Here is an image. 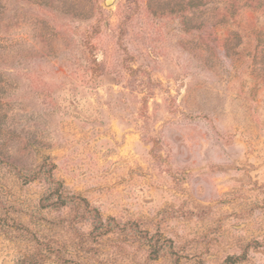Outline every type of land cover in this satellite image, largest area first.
Returning <instances> with one entry per match:
<instances>
[{"label": "rangeland", "instance_id": "1", "mask_svg": "<svg viewBox=\"0 0 264 264\" xmlns=\"http://www.w3.org/2000/svg\"><path fill=\"white\" fill-rule=\"evenodd\" d=\"M0 264H264V0H0Z\"/></svg>", "mask_w": 264, "mask_h": 264}, {"label": "trees", "instance_id": "2", "mask_svg": "<svg viewBox=\"0 0 264 264\" xmlns=\"http://www.w3.org/2000/svg\"><path fill=\"white\" fill-rule=\"evenodd\" d=\"M50 170L51 167H46L43 164L36 174L26 179V181H32L34 180V177L41 175L45 177L46 181L49 183V189L47 190L46 195L40 200L42 209L58 210L66 206L80 208L82 216L88 219L91 223V235L93 237L104 236L120 227V225L116 224L112 218H108L106 221H103L97 210L92 208L84 198L77 195L64 194L61 183L53 180L50 176ZM148 244L151 254L156 257V253H158L159 248H157L156 244L151 241H149Z\"/></svg>", "mask_w": 264, "mask_h": 264}]
</instances>
